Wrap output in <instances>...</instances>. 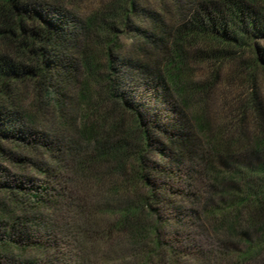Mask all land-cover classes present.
I'll list each match as a JSON object with an SVG mask.
<instances>
[{
	"label": "trees",
	"instance_id": "trees-1",
	"mask_svg": "<svg viewBox=\"0 0 264 264\" xmlns=\"http://www.w3.org/2000/svg\"><path fill=\"white\" fill-rule=\"evenodd\" d=\"M75 1L0 0L9 264H264V0Z\"/></svg>",
	"mask_w": 264,
	"mask_h": 264
},
{
	"label": "rangeland",
	"instance_id": "rangeland-1",
	"mask_svg": "<svg viewBox=\"0 0 264 264\" xmlns=\"http://www.w3.org/2000/svg\"><path fill=\"white\" fill-rule=\"evenodd\" d=\"M109 0H76L74 3H72L70 6V8H75L80 15H88L91 14L92 12H94L96 10V8L102 4L108 3ZM141 5H144L145 7H148L150 10L154 9L155 3L154 0H142L140 1ZM131 23L134 24L135 26L141 27V28H145L148 27L147 26V22L145 21H139L137 19H135L133 16L131 17ZM136 37L134 35V32L130 31V29L128 28H123V31H119L118 32V37H117V43L119 44L120 49L118 50V55H124V56H135L136 53L134 51V44L136 42ZM257 45L261 48H264V38H259L256 40ZM222 72L224 73L227 70V66L224 65L223 68L221 69ZM205 70H203V68L200 70H198L197 74H200L201 72H204ZM256 78H257V82H259L260 86L264 89V71L258 70L256 73ZM30 98L28 97L25 101H24V105L26 106L29 102ZM70 103H65V105H69ZM46 115V114H45ZM47 118H45L46 120H50V116L46 115ZM43 120V119H41ZM60 177L64 178L66 177L64 174L60 175ZM43 214V213H42ZM0 237L1 239L6 241V236H7V232H8V227H10V224H13V219H9V218H4L0 216ZM7 219V221H6ZM17 229V226H16ZM26 237L23 239L26 242H29V245H26V249H22L21 245H19L20 247H18V245H14L15 249H13V254L14 256V261L11 262V264H20L21 262H23L24 257H29V256H35V249H32L30 247L31 243L35 242L39 245H48L49 244V240L51 238H49V236L47 234L44 233L43 228L41 227L40 224L35 223V225L31 228L27 229V233H26ZM202 240V239H201ZM199 239V248H197L198 250L195 251L196 253H200V255H203L204 253H206V251L208 249H210L213 245H214V241H210L209 239H203L201 241ZM24 241V242H25ZM59 242V241H57ZM24 245V244H23ZM32 246V245H31ZM237 249L236 251L242 250L243 246H236ZM228 250H231V248H228ZM4 250H0V263L1 264H9L8 259H10V257H13L12 255L7 256L5 255V252H3ZM201 264H205L204 263V259L202 260Z\"/></svg>",
	"mask_w": 264,
	"mask_h": 264
}]
</instances>
